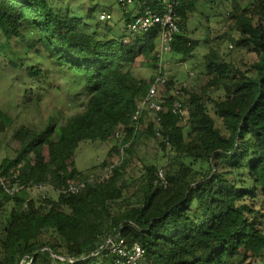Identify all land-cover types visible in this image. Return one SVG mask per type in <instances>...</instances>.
<instances>
[{
  "label": "trees",
  "instance_id": "trees-1",
  "mask_svg": "<svg viewBox=\"0 0 264 264\" xmlns=\"http://www.w3.org/2000/svg\"><path fill=\"white\" fill-rule=\"evenodd\" d=\"M53 1L0 0L6 40L23 37L22 29L29 27L26 36L32 42L29 48L36 47V58L43 47L58 73L70 76L69 90L83 95L77 101L80 114L64 123L51 116L41 129L22 124L12 131L8 146L16 153L2 158L0 170L11 183L19 180L24 187L9 194L0 186V264H110L113 255L97 250L117 233L126 244L142 246L139 264H249L248 259L261 255L264 223L259 217L264 212L256 202L264 192V0L243 7L236 0L232 12V27L239 31L236 47L248 46L257 54L251 66L244 69L207 55L205 89L185 88L181 97L186 120L170 108L160 114L169 151L155 136L153 120L136 135L132 124V114L154 77L137 75V61L144 57L156 70L158 29L114 35L111 29L89 27ZM138 1L165 10L163 0ZM198 1L179 0L176 5L180 31L171 53L189 57L198 45L186 32ZM126 16L128 21L130 12ZM21 60H11L13 67L22 65ZM42 70L31 65L27 77ZM209 89L221 94L210 96ZM13 124L0 105V137ZM142 135L157 138L168 153L166 185L157 181L155 162H145L140 176L125 181ZM113 139L117 142L110 156L128 145L117 164L103 162L109 172L101 176L94 171L97 166L77 168L80 142ZM72 181L85 184L64 191ZM40 183L52 185L57 197H30L28 190Z\"/></svg>",
  "mask_w": 264,
  "mask_h": 264
},
{
  "label": "rangeland",
  "instance_id": "rangeland-1",
  "mask_svg": "<svg viewBox=\"0 0 264 264\" xmlns=\"http://www.w3.org/2000/svg\"><path fill=\"white\" fill-rule=\"evenodd\" d=\"M235 1H198L197 8L189 14V19L186 21V32L191 38L198 40V45L189 57H184L181 52H170L167 55V70L174 82H186L187 90L202 92L209 78L206 67L207 55L225 58L244 69L249 68L257 59L256 52L250 47H236L235 39L239 37V31L232 27ZM250 1L252 0H237L239 7L247 5ZM55 3L72 15L82 17L83 21L91 28L97 27L103 32L111 29L114 31V35L115 33L134 34L125 27L126 14L133 10L134 4L123 6L118 0H55ZM102 11L110 13L112 18L102 19L100 17ZM28 29L29 27L22 29L23 37L14 36L10 41H7L0 28V105L14 119L12 127L0 137V161L5 155L16 153V150L9 147L8 144L12 131L19 125L24 124L34 129H41L51 116L60 124L69 117L79 115V111L82 110V106H78L77 101L78 97L82 98L83 95L75 96V93L70 91L72 89L67 85L70 76L66 78L58 73L53 62L46 59L43 47H40L39 58L35 56L36 47L29 48V44L32 42L26 36ZM11 60H21L22 65L18 68L13 67ZM139 60H142L140 65H138ZM137 62L135 69L137 75L149 78L154 74V66L146 63L144 57L139 56ZM31 65L39 66L44 71L34 74L29 79L27 68ZM45 79L47 82L44 81ZM37 87L39 92L35 90ZM27 88L31 90L27 92ZM207 92L210 96L215 97L221 94L220 90L209 89ZM151 119L152 116L149 115L143 129ZM116 142L115 139L80 142L75 152L77 168L86 171L97 166L94 170L96 174L105 175L109 168V166H103L105 160L108 164L115 165L122 159V148L112 151V155H109ZM12 147H17V143L13 141ZM145 162H155L159 168L164 169L163 166L168 162V153L161 149L157 138L150 137L149 140H146L142 135L137 145V152L127 167L125 179L127 183L140 176ZM133 188L130 191H133ZM54 189L50 184H41L30 188L28 193L30 197L35 198H40L43 194L57 197V191ZM256 207L264 212V192H259ZM259 218L264 223V217L260 216ZM247 262L249 264H264V251L257 258L252 257ZM22 264L25 262L23 261Z\"/></svg>",
  "mask_w": 264,
  "mask_h": 264
},
{
  "label": "built area",
  "instance_id": "built-area-1",
  "mask_svg": "<svg viewBox=\"0 0 264 264\" xmlns=\"http://www.w3.org/2000/svg\"><path fill=\"white\" fill-rule=\"evenodd\" d=\"M123 6L127 4H136L135 11L131 14L127 21V29L131 32H148L153 28L158 30L159 46L156 53L157 66L154 72L153 80L151 81L146 95L138 103L136 110L132 114V124L134 126V135L137 134L148 120L149 115H154L151 120L155 122L154 133L157 138L164 140L165 145L169 150L172 149L169 136L163 138L161 131V113L166 112L169 108L178 115L182 121L188 117V110L184 106L181 97L185 93L187 87L186 82L170 84V76L167 70L166 61L167 55L172 49V43L175 35L180 31L179 24L176 19L175 7L179 0H163L164 11L149 6L146 1L138 0H118ZM138 1V2H137ZM102 19L112 17L110 13L101 12ZM125 133V131H124ZM126 144L125 146H127ZM122 153L124 155V147ZM122 155V156H123ZM110 168H108V172ZM16 177V174L12 176ZM157 181L162 184L167 183L165 170L159 168L156 173ZM43 183L38 184L37 186ZM84 182L76 184L73 181L69 183L64 191H77L84 186ZM0 186L9 194L19 192L24 186L19 183V180L11 183L6 175L0 170ZM97 252H107L113 255V260L110 264H139L143 248L139 243L128 245L120 233L110 235L103 242ZM61 260H69L72 258L67 256H57Z\"/></svg>",
  "mask_w": 264,
  "mask_h": 264
},
{
  "label": "clouds",
  "instance_id": "clouds-1",
  "mask_svg": "<svg viewBox=\"0 0 264 264\" xmlns=\"http://www.w3.org/2000/svg\"><path fill=\"white\" fill-rule=\"evenodd\" d=\"M135 5H136V4H135ZM134 11H135V10H134ZM134 11H133V12H134ZM102 12H103V11H102ZM131 14H132V13L130 12V15H131ZM111 18H112V17H111ZM111 18H110V19H111ZM126 27H127V21H126Z\"/></svg>",
  "mask_w": 264,
  "mask_h": 264
},
{
  "label": "crops",
  "instance_id": "crops-1",
  "mask_svg": "<svg viewBox=\"0 0 264 264\" xmlns=\"http://www.w3.org/2000/svg\"><path fill=\"white\" fill-rule=\"evenodd\" d=\"M135 5V4H134ZM136 9V5H135V7L133 8V10L131 11V13H133V11Z\"/></svg>",
  "mask_w": 264,
  "mask_h": 264
}]
</instances>
